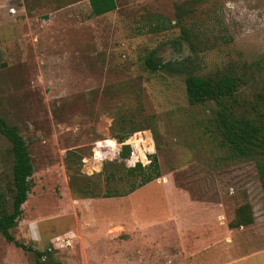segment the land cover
<instances>
[{
	"label": "rangeland",
	"instance_id": "obj_1",
	"mask_svg": "<svg viewBox=\"0 0 264 264\" xmlns=\"http://www.w3.org/2000/svg\"><path fill=\"white\" fill-rule=\"evenodd\" d=\"M114 1L112 12L89 17L87 0H0V117L17 128L32 165L9 233L57 264H184L207 233L199 264L264 245V154L230 157L208 123L214 104L187 105L183 85L234 74L241 108L264 99V0ZM150 51L164 65L152 74L141 65ZM129 112L153 124L118 144L113 120ZM133 139H147L143 159ZM121 145L131 149L127 167L155 154L160 177L121 198L71 196L65 151L77 150L90 176ZM8 146L0 135L4 195ZM241 208L251 223L229 229ZM0 264L36 263L0 235Z\"/></svg>",
	"mask_w": 264,
	"mask_h": 264
},
{
	"label": "trees",
	"instance_id": "obj_2",
	"mask_svg": "<svg viewBox=\"0 0 264 264\" xmlns=\"http://www.w3.org/2000/svg\"><path fill=\"white\" fill-rule=\"evenodd\" d=\"M91 14L100 16L115 9L114 0H89ZM177 11L181 13L182 8ZM183 17H178L181 21ZM182 37L186 31L181 28ZM142 69L152 74L164 68V65L150 51L142 60ZM184 95L187 105L196 106L212 102L208 123L212 132L219 138V145L224 147L230 157L239 159L255 158L264 154V99L255 102L248 108L237 104L236 93L243 85L238 75L224 74L216 77L187 76L183 80ZM136 112L115 116L113 126L121 128V133L114 136L118 144L125 141L133 132L150 129L153 124L151 117L137 120ZM0 135L8 143L10 158V180L4 186V195L0 191V235L7 243L23 251H32L36 264H57L46 254L36 252L13 239L10 229L16 227L21 215V205L25 202L31 188L32 165L27 147L15 126L7 125L0 117ZM140 144V145H139ZM147 139H133L132 147L143 159V150ZM128 145H121L115 160L105 161L101 171L90 176L80 173L81 157L77 150L64 153V169L68 175V188L71 196L78 199H110L125 197L135 190L147 185L160 177L159 165L155 154L148 156V163H135L127 167L124 161L130 156ZM103 183V189H100ZM264 198V182L262 183ZM9 201L7 200V197ZM238 218L228 223L229 229H236L251 223L247 208L238 209ZM46 255V256H45ZM44 258H47L46 260Z\"/></svg>",
	"mask_w": 264,
	"mask_h": 264
},
{
	"label": "crops",
	"instance_id": "obj_3",
	"mask_svg": "<svg viewBox=\"0 0 264 264\" xmlns=\"http://www.w3.org/2000/svg\"><path fill=\"white\" fill-rule=\"evenodd\" d=\"M87 3H88V7H89L88 16L89 17H99V16H94L91 14L90 6H89V0H87ZM114 3H115V1H114ZM112 11H110V12H112ZM108 13L109 12H107L105 14H108ZM105 14H102V15H105ZM171 219H172V222L174 223V228L177 231L176 233L179 234L181 232V234H183V227H181V222L174 218V214L171 215ZM176 223H177V225H176ZM207 232H209L208 229H207ZM208 238H209V235L207 233V238H206V235H203L201 240H195V242H193L192 245H190V248H192V250H194L196 248V250L199 249V252H198V254H193V255H190L189 257H187L186 262H184V264H199V260L201 261V263L203 262L202 261L203 257H200V256H204V252L206 251V249L210 245ZM229 241L226 242V241L219 240V241L215 242L214 244L218 245V244L222 243L225 245L227 243L229 244ZM202 243H204V245H200ZM196 250H194V251H196ZM180 257L182 258V256H180ZM196 257H198L197 258L198 262L195 260ZM215 264H264V245L259 246L257 249L250 251L248 253H244L238 257L227 258L223 261H218Z\"/></svg>",
	"mask_w": 264,
	"mask_h": 264
},
{
	"label": "built area",
	"instance_id": "obj_4",
	"mask_svg": "<svg viewBox=\"0 0 264 264\" xmlns=\"http://www.w3.org/2000/svg\"><path fill=\"white\" fill-rule=\"evenodd\" d=\"M10 11H12V9Z\"/></svg>",
	"mask_w": 264,
	"mask_h": 264
}]
</instances>
